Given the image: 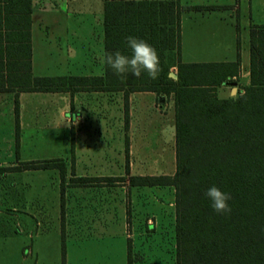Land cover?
Listing matches in <instances>:
<instances>
[{
    "label": "crops",
    "instance_id": "1",
    "mask_svg": "<svg viewBox=\"0 0 264 264\" xmlns=\"http://www.w3.org/2000/svg\"><path fill=\"white\" fill-rule=\"evenodd\" d=\"M177 2L181 8V62L238 61L237 75L221 84L219 93L224 98L226 89L229 94L243 92L250 83L249 28L252 24H264V0H249V20L243 21V27L242 23L239 25L242 21L240 0ZM103 20L104 0H0V149L9 153L27 145L31 149L43 141L52 145V141L63 137L65 130H69L70 139L73 135V171L66 173L63 190L65 264H128V260L130 264H176L175 244L170 254L168 241L164 245L159 240L166 214L159 208V192L174 186L131 185L129 176L111 185L70 183L71 178L80 176H123L121 172L94 175L79 172L78 149H113V141L114 149H125L126 142L130 154L132 149H176L172 95L159 101V96L151 91L131 92L125 114L123 91L29 90L38 86L36 78L103 75ZM170 53L174 57L175 50H165L167 59ZM169 70L175 71L176 66L171 65ZM166 106L172 108L171 113L170 110L162 112ZM74 114L79 115V121L69 125L74 122ZM170 129L173 132L166 135ZM103 161L106 162V156ZM17 162L23 161L3 157L0 167L15 166ZM129 169V175H144L133 172L132 160ZM20 172L27 175L51 172V186L58 201L56 217L60 220L61 180L57 168L0 171V249L3 253L8 248L6 244H10L7 240H13L17 232L27 233L30 240L27 253H32V241L40 236L49 218L45 196L33 192L37 185L33 178H25L24 193H17L16 174ZM172 199L171 203L167 196L165 202L174 205L175 197ZM141 218L143 226L140 227ZM114 219L125 241H121L118 259L110 258L109 247L108 259L102 261L95 257V244L100 243L106 249L105 241L112 236ZM174 225L175 215L172 230L175 238ZM59 232L61 237V226ZM25 245L22 242L16 249L19 261L26 260Z\"/></svg>",
    "mask_w": 264,
    "mask_h": 264
},
{
    "label": "trees",
    "instance_id": "2",
    "mask_svg": "<svg viewBox=\"0 0 264 264\" xmlns=\"http://www.w3.org/2000/svg\"><path fill=\"white\" fill-rule=\"evenodd\" d=\"M177 0H104V47L131 57L129 36L156 49L161 72L156 79L142 73L121 76L105 64L101 76L36 78L42 91H123L125 114L129 93L151 91L175 109L176 171L173 175H129L131 185H172L176 189V264H264V24L249 28V85L234 97L218 98L215 87L237 75L238 61L183 63L180 59ZM175 50L170 62L165 50ZM176 66L177 78L169 76ZM40 85V86H39ZM16 109V108H15ZM18 128V122H16ZM18 144V129L16 133ZM71 171L74 138L71 135ZM125 142V170L128 172ZM57 168L64 260V181L62 158L30 160L0 171ZM73 174V173H72ZM122 176H80L71 184L111 185ZM216 186L231 195L232 211L216 213L204 193ZM130 264V260H128Z\"/></svg>",
    "mask_w": 264,
    "mask_h": 264
},
{
    "label": "rangeland",
    "instance_id": "3",
    "mask_svg": "<svg viewBox=\"0 0 264 264\" xmlns=\"http://www.w3.org/2000/svg\"><path fill=\"white\" fill-rule=\"evenodd\" d=\"M241 1V22L243 27V21L249 20V9L248 4L249 0H240ZM248 30V29H247ZM246 30V31H247ZM168 60L173 62L174 57L172 53L168 54ZM172 71V70H170ZM173 72H177V69ZM221 85L215 87V94L218 98H223L219 93V89ZM227 92L225 93L224 98L234 97L238 92H232L231 94ZM166 106L163 113H167L168 110L172 108ZM171 128V127H170ZM169 135L173 132L172 129L170 131H166ZM167 138V136H166ZM169 141V139H167ZM115 142L113 141V149H98L102 147H96L95 149H78L79 153V165L77 170L86 175H94L103 172L111 173V174H121L122 177H128L131 170L129 169L130 160L134 163L133 172H142L144 175L153 174V175H173L176 171V154L175 149H132V154L129 153L130 149H128V172L125 170V149H114ZM29 146L23 147V149H12L9 153L5 149H0V158H6L10 161L20 160V161H28L32 159H51V158H62L66 161V173L69 174L71 171V149H70V133L69 130H65L63 137L58 139L57 142L52 141V145H50L47 141H43L40 145L36 147L28 148ZM91 147V146H90ZM37 148V149H34ZM104 156H106V162L103 161ZM110 157V161L107 157ZM19 163V162H17ZM105 163V165H103ZM124 163V166H123ZM20 164V163H19ZM123 166V168H122ZM51 172L46 174H37V175H27L24 172H20L16 174L17 179V193L19 195L24 193V179L25 178H33L36 186L33 188V192L41 194L46 198V205L48 209L49 218L47 219V223L43 224L44 228L40 230L41 234L36 239L34 238L33 250L32 253H27L30 248V240L27 238V233H18L12 239L7 240L10 244L7 245V250L5 253L1 252L0 249V264H65V261L62 258V240L60 237L59 228L61 226L60 220L56 217L58 211L57 204V193L53 192V188L51 186ZM43 181L45 186L40 185V181ZM162 189V188H160ZM156 193V192H155ZM169 196L171 203L174 199V205H168L165 202V198ZM158 198V197H157ZM159 208L163 210L165 217L163 219V226L160 230L159 240L163 242L164 245H168L170 248V254L172 253V246L175 244V252L177 251V238L175 231V238L173 237V216L175 215V225L176 226V189L170 188L169 191L167 188L165 190H160L159 192ZM168 211V212H167ZM168 215V216H167ZM113 233L111 238H108L105 241L106 249L103 250L100 243L95 244V257L99 260H107L108 252L111 253V259H118L119 252L121 249V241L124 242V237L119 234L118 226L119 224L114 219L113 220ZM162 225V223L160 224ZM139 226H143V219H140ZM162 228H164L162 230ZM167 228H169V233L167 232ZM168 233V234H167ZM168 239V240H167ZM25 243V249L23 254L26 257V260L19 261L16 256V249L19 244ZM162 244V245H163ZM100 246V247H99ZM67 247L71 251V243L67 244ZM110 247L108 251L107 248ZM2 248V246L0 247ZM65 248V246H64Z\"/></svg>",
    "mask_w": 264,
    "mask_h": 264
},
{
    "label": "clouds",
    "instance_id": "4",
    "mask_svg": "<svg viewBox=\"0 0 264 264\" xmlns=\"http://www.w3.org/2000/svg\"><path fill=\"white\" fill-rule=\"evenodd\" d=\"M126 42L127 46L132 50L131 57L123 55L120 51H116L115 53H106L103 62L117 76L131 73L135 77H140L142 73L146 72L149 78H158L161 67L156 49L146 41L132 36L127 37ZM74 115V122L69 125L78 123L79 115ZM204 195L211 200V207L216 213H231L232 209L227 203L231 199L229 193L222 192L216 186H212Z\"/></svg>",
    "mask_w": 264,
    "mask_h": 264
},
{
    "label": "water",
    "instance_id": "5",
    "mask_svg": "<svg viewBox=\"0 0 264 264\" xmlns=\"http://www.w3.org/2000/svg\"><path fill=\"white\" fill-rule=\"evenodd\" d=\"M169 76L172 77L173 79H176L177 78V74L173 71H169ZM159 101H163L164 100V97L160 96L158 98Z\"/></svg>",
    "mask_w": 264,
    "mask_h": 264
}]
</instances>
